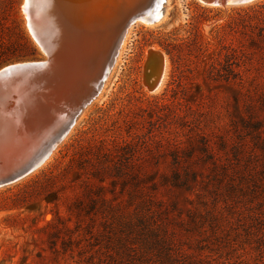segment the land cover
<instances>
[{"label": "rangeland", "instance_id": "1", "mask_svg": "<svg viewBox=\"0 0 264 264\" xmlns=\"http://www.w3.org/2000/svg\"><path fill=\"white\" fill-rule=\"evenodd\" d=\"M24 1L0 0V70L47 59L30 34ZM110 1L109 16L115 17L131 0ZM261 3L213 8L167 0L158 23L133 25L101 92L67 138L40 169L0 188V264H112L110 234L133 232L127 238L141 246V233L153 224L183 250L186 264L190 255L193 264H264ZM25 38L36 54L24 49ZM163 38L169 44L177 39L181 47L173 62L159 45ZM20 55L26 60H17ZM5 58L10 61L1 63ZM165 59L166 80L150 92V77ZM212 66L233 78L208 83ZM57 76L49 79L50 105L43 104L47 123L36 124L40 115L30 132L13 115L12 92L0 98V176L31 153L35 135L53 123L50 115H65L93 85ZM57 159L66 166L46 182L42 172ZM89 200L98 211L90 212ZM128 225L130 232L119 231Z\"/></svg>", "mask_w": 264, "mask_h": 264}, {"label": "water", "instance_id": "2", "mask_svg": "<svg viewBox=\"0 0 264 264\" xmlns=\"http://www.w3.org/2000/svg\"><path fill=\"white\" fill-rule=\"evenodd\" d=\"M57 1L58 0H52L50 3L49 0L24 1L25 9L28 12L27 21L30 34L38 47L47 56V59L38 62L15 64L0 70V98H2L4 94L8 95L11 94V92L13 93L12 87L18 84L23 86L22 92L25 91V94L28 93L26 96H23V98L22 92L20 91L21 93H19V98H21L20 102L24 103L22 106L24 107L23 112L26 110L27 103L29 106L38 103L50 105L48 99L50 98L49 87L51 83L49 79L53 74L68 68L69 63L66 64L65 60H67V57L71 55L73 52V46H75V41L72 38H66V34L62 30L66 24L68 32H74V27L72 25L73 22L61 23L62 18L57 14V18L53 21L55 23L51 25L52 28L49 26L47 18L48 14L51 12L57 13L60 8ZM197 1L203 6L214 8L221 6L239 7L252 4L258 0ZM166 4L167 0H131L129 3L124 5L122 4V6L117 9L114 23L115 30L108 53L103 62L104 68L102 69L101 77L91 86L89 92L84 97L79 99L76 106H73L70 110H68L65 115L58 116V114L53 111L54 114L51 116V122L53 123L48 124L42 132L39 131L34 137L36 139H40V141L38 140L37 142L39 145L35 149L33 148L27 157L13 165L10 171L0 176V188L21 181L40 169L46 161H48L57 147L67 138L84 107L92 102L94 99L92 96L101 92L105 84V79L113 67L118 54V49L128 29L132 25H152L157 23L166 13ZM49 5L53 6H51L50 9H47V7L49 8ZM99 5L100 7L107 6L108 8L112 5V2L110 0H105ZM79 9L80 8H75V5H73L70 12L76 14ZM67 20H69V18H67ZM51 29L53 34L50 31ZM49 32L51 34H49ZM157 56L158 55L153 54L154 58L159 57ZM157 85V83H152L149 86L150 92H154ZM29 91L34 92L32 97H30L29 94L31 92ZM26 114L27 113H25L23 117L21 116L19 118L20 121L24 120L22 123L24 125H26L24 119ZM10 128L12 130L14 129L13 127Z\"/></svg>", "mask_w": 264, "mask_h": 264}, {"label": "bare ground", "instance_id": "3", "mask_svg": "<svg viewBox=\"0 0 264 264\" xmlns=\"http://www.w3.org/2000/svg\"><path fill=\"white\" fill-rule=\"evenodd\" d=\"M51 1L52 0H49V3ZM58 1H57V4H58V6H60V8H59V11L57 13L51 12L48 14V11H47V14H48L47 18H48L49 26L52 28L51 25L53 23H55L53 21H54V19L57 18V14L59 17L62 18L61 23L62 22L63 23L64 22L65 23L73 22L72 25L74 27V32H71V31L68 32V28H67L66 24L64 25L62 30L66 34V38H69V39L72 38L75 41V46H73V52L74 53L72 52L71 55H69L67 57V60H65L66 64L69 63L68 68L66 70H64V69L60 70L59 72L53 74L52 76L56 77V75H60V77L57 76V78H59V80H60V78H63L65 76H67V78H69L70 76L71 77L77 76L81 80H85V81L89 80L90 84L92 85L96 82V80H98V78H100L99 76L102 75L101 74L102 69L104 68L103 62L105 60V57L108 53V49H109L111 41H112V37H113L112 32H114L113 30L115 29L114 23H115L116 17H110L109 16L110 15L109 14L110 8H107V6L106 7H103V6L100 7L99 4L105 0H88V1L87 0H58ZM73 5H75V8H80L76 14L70 12ZM106 5H108V4H106ZM51 6H53V5H51ZM51 6L49 5V8L47 7V9H50ZM221 7H225V6H221ZM25 11L27 12L26 9H25ZM27 14H28V12H27ZM67 18H69V20H67ZM146 25H148V24H146ZM132 27H133V25L128 29V31H127L123 41L121 42L119 49H118V53L120 52L121 46L124 44L125 38H126L128 32L130 31V29ZM50 31L52 33V29ZM51 33L49 32V34H51ZM50 36H52V35H50ZM153 54L159 56V57L157 56L158 57L157 59H160L162 56L157 52L151 51L150 55L152 56V58H153ZM117 59H118V54L116 56V60L113 64V66L117 62ZM112 68H111V70H112ZM109 74H110V72H109ZM107 77H106V79H107ZM166 77H167V60L165 59V60H163V63L160 67V70H159V73L157 74V76H151L150 77L149 86L152 83H157L158 85L155 88V91L160 89L163 86V84L166 80ZM106 79H105V81H106ZM53 82H54V80H53ZM56 86H58V85H56ZM22 87L23 86L19 85V84L12 87V89H13L12 94L13 95H11V96L16 97V98L14 97L15 100H13V102L14 101L16 102V104H15L16 109L14 110L15 114H13V115H16L17 118H20L21 116L23 117L25 113H27L24 117L26 125L25 126L23 125L24 127H22V130H23V128L24 129L26 128L27 131H29V127H31V123L34 122L36 119H38L40 117V115H42V117H40V119H38L39 121H37L36 124H39V123L45 121V119L49 116V110H47V109L45 110L44 105L42 103H38L35 105H30V106L27 103L26 110H25V112H23V109H21L22 107L20 106L21 98H19V93L22 92ZM50 88H52V87H50ZM27 94L28 93L25 94V91H23L22 92V98H23V96H26ZM29 95H30V97H32L33 93H30ZM58 98H59V96H58ZM11 100H12V98H11ZM54 101L56 102L57 100L55 99ZM54 105H55V103H54ZM12 107H14V106H12ZM70 108H72V107H70ZM12 109H14V108H12ZM54 111H57V110H54ZM14 112H10V113H14ZM61 112H62V110H61ZM62 114H63V112H62ZM50 116H52V115H50ZM10 117L12 118V115ZM15 122H16V120H15ZM20 128L21 127H19L18 129H20ZM18 134H19L21 139L26 140V139H24L25 136H22V134H20V130H19ZM39 141H40V139H39ZM35 142H36V140H35ZM3 144H4V142H3ZM38 145H39L38 143H35V148Z\"/></svg>", "mask_w": 264, "mask_h": 264}, {"label": "trees", "instance_id": "4", "mask_svg": "<svg viewBox=\"0 0 264 264\" xmlns=\"http://www.w3.org/2000/svg\"><path fill=\"white\" fill-rule=\"evenodd\" d=\"M257 8L262 9L264 11V3L257 4ZM197 28V27H195ZM194 29V28H193ZM163 42L159 41V45L166 51L167 55L171 58V61L173 62V53H176L180 51V45L177 44V39L169 38V42L165 40V38L162 39ZM24 49H27L31 52L32 55L36 54V48L33 46V44L28 40L24 39ZM17 60H26V55H20L17 57ZM10 59H3L1 60V63L5 64L9 62ZM233 73L231 71H224L223 73L213 68V66L206 72L205 79L208 83H218V82H229L230 79H232ZM105 142V141H104ZM108 144L107 142L104 143V147L100 148H107ZM66 165L60 160L57 159L55 164L49 168V170L42 172L43 179L48 182L50 177H52L51 174H53L55 171L60 170L64 168ZM36 181H39V178L36 179ZM35 181V182H36ZM34 183V182H33ZM101 189H99V192ZM41 194V193H39ZM256 195L253 194L252 197H250V201L256 200ZM102 205L106 203V200L104 197H101ZM81 202H75L74 207L77 209V212L84 213V216L86 214V211L84 208H80ZM89 210L90 212L98 211L96 209L94 200H89L88 202ZM104 207V205H103ZM73 208V207H71ZM111 211L113 207H110ZM81 222V221H80ZM138 226L143 227L145 226V222L142 218L137 220ZM147 223V222H146ZM148 224V223H147ZM150 225V223H149ZM132 229H130V225L121 228L120 232H130ZM158 227H156L154 224L147 227L146 231H143L142 236L143 238L140 239L142 244L141 246H136L135 243H133V240L135 237L131 236L127 238L129 234H134L135 236L137 234L130 232L127 233L125 237H112L113 235L110 234L109 237H107V249L109 250V259L113 262L112 264H186L183 262L182 258L184 256L183 250L174 247L173 241L169 240V236L167 232L161 231L158 232ZM139 233V232H138ZM112 235V236H111ZM105 237V236H104ZM170 242V243H169ZM133 243V244H132ZM173 246V247H172ZM133 248V251L131 249ZM131 251V252H130ZM188 264H193L194 260H192L191 255L189 256Z\"/></svg>", "mask_w": 264, "mask_h": 264}]
</instances>
